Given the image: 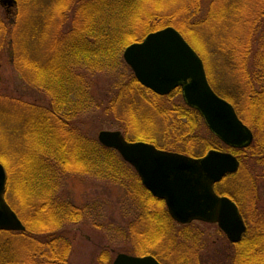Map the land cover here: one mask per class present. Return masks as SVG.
Wrapping results in <instances>:
<instances>
[{"label":"trees","instance_id":"16d2710c","mask_svg":"<svg viewBox=\"0 0 264 264\" xmlns=\"http://www.w3.org/2000/svg\"><path fill=\"white\" fill-rule=\"evenodd\" d=\"M28 1L26 8L32 4L35 6V3L39 6L40 3V0ZM87 1V4H99V7L104 8L96 16L92 13L94 8L91 5V9L85 11L87 17L84 25L80 27L75 22L67 24V10L53 14L52 10L45 12L40 9V16L30 13L26 18L30 10L24 14L23 22L28 23L25 27L8 29V35L14 38L17 53L25 50L32 52L33 48L28 45L32 41H45L48 44L55 42L58 48L55 53L58 55H51L53 51L49 54L46 50L45 58L49 55L52 59L56 58L59 64H50L49 57L46 59L50 65L46 74L34 75L31 79L49 99L46 104L34 108V104L30 105L36 109L34 119L31 118L24 130L32 134L34 142L27 144L25 141V157L21 156L16 172L24 179L21 180V187L27 191L25 195L28 197L30 214L33 216L42 209L40 214L43 213L41 216L44 224L34 227L32 220H27L17 205L11 203L26 224V230H0V235L5 236H0V264L18 261L14 257V247L8 244L11 237L16 240L26 239L31 243L36 264H67V225L84 222L89 216L87 206H78L62 191L63 185L73 174L94 178L99 183L120 186L126 199L132 200L130 212L135 217L130 227L144 223V227L137 231L138 234L143 231L148 234L159 233L165 231L163 225L169 224L173 228L170 234L173 235L174 231L189 229L195 222L177 223L171 217L165 201L153 196L134 166L124 160L116 149L103 145L98 137L85 134L78 125L79 121L76 120L81 113L97 105L103 111L114 108V101L120 107V111L116 108L113 110L117 118L127 119L134 111L138 122H143V116L152 112V115L163 118L168 122L167 126H171L169 129H157L155 133L140 128L130 132L126 123L123 133L127 138L131 133V140H145L160 148L193 156L203 155L209 149L216 148L231 150L240 157L239 171L226 175L216 188L236 200L247 222V231L240 242L231 243L227 239L223 251L225 253H221L228 254V264H264V209L252 207L251 204L252 208L247 210L243 202L247 201L248 196L245 190H240L244 181H248L252 190H255L258 179L264 176V141L260 142L256 134L259 125L250 122L243 113L245 97L257 108L256 111L262 106L264 108V0H180L178 7L183 9L182 15L175 17L170 11L162 12L163 9L158 5L152 4L149 10L151 23H144L141 29H138L137 19L130 17L137 15L130 5L133 0ZM109 14L115 19L108 20ZM127 17L130 19L127 20ZM138 17L145 19L142 15ZM95 19L97 23H94ZM169 24L177 26L198 52L204 51V57L201 51L199 53L204 59L211 85L233 103L239 116L255 133L249 147L236 149L223 143L209 130L201 114L185 103L180 88L168 95L156 94L144 87L131 69H127L122 58L125 47ZM188 28L195 31L196 36L187 34ZM195 42L203 48L200 49ZM67 57L72 59L69 61ZM45 58L39 63L43 64ZM101 76L110 77L103 83ZM226 76L230 79L227 80ZM98 78L101 96L99 104L92 91L94 81ZM111 79L113 83H110ZM219 88L232 89L222 92ZM163 100L164 104L161 105ZM262 127L264 129V123ZM240 153H247L251 157L246 170V162ZM7 171L8 194L11 183L10 171ZM52 215L55 220H52ZM187 232L182 249H174L171 245L168 252H161L154 246L147 253L154 254L165 264H227L222 260H200L197 255L201 248L198 240L193 243L189 241L197 234ZM173 238L176 241L175 235ZM171 259L178 262L170 263Z\"/></svg>","mask_w":264,"mask_h":264},{"label":"rangeland","instance_id":"374dc122","mask_svg":"<svg viewBox=\"0 0 264 264\" xmlns=\"http://www.w3.org/2000/svg\"><path fill=\"white\" fill-rule=\"evenodd\" d=\"M28 2V0L26 2L24 0H16L12 6H8L9 11L6 12L5 9L7 4H2L0 0V162H2L6 169L10 171L9 175L11 184L7 199L10 203L15 206L17 205L26 219L32 220V225L37 227V224L39 226L44 224L43 216H41L43 213L40 214L42 209L41 211L39 209L37 211L38 213H34L33 216L30 214L29 208L27 207L28 197L25 195L27 191L23 190L21 187L24 179H22L19 174H16V172L18 171L17 165L21 156L25 157L23 154L25 141H27V144H32L34 142L32 134L28 130H24L26 124H29L31 118L34 119L33 114H35L36 109L33 108L39 104H46L49 99L33 84L31 79L34 78V75H40L41 73L45 75V72L49 69V63H58L56 58L52 59L49 55L45 58L47 55L46 50L49 54L53 51L51 53L52 55L58 48H56L55 42L54 44H48L45 41L43 43H39L38 41H32L29 43L28 41V45L33 48V51L29 52L28 50H25L23 53H17L15 51L14 38L12 35H8V33H10L8 32V29L9 27L13 29L17 27H25L28 23L23 22L24 14L30 10L27 13L26 18L30 13L35 14L34 16H40V9H43L45 12L52 10L53 14H60L62 11L64 12L67 10V24L70 25L71 22H75L77 26L80 27L85 23L87 17L85 14L86 9L90 10L91 8L89 7L92 5V8H94L92 13L98 16L97 13L101 11L103 6L99 7V4H87V0H40L39 6H36L35 3V6L32 4L34 8H32V6L26 8V3ZM152 4L158 5L163 9L162 12L167 13L170 11L174 17L182 15L181 13L183 9L178 7V5H180V0H133L130 2V5L133 10L137 12V15L135 14L130 17L137 19L138 29H141L144 23L145 25L151 23L149 22V10L150 7H153ZM138 15L144 16L145 19H140ZM127 18V20L130 19L129 17ZM114 19V16H111L110 14L108 15V20ZM4 22L6 24H3ZM94 23H97V20ZM167 26H174L179 30V28L173 24ZM132 27L135 26L133 25ZM18 31L20 30L18 29ZM194 32L189 28L186 31L187 34L196 36ZM196 44L200 49L203 48L198 43ZM47 45H49L48 48L44 49L43 46L45 47ZM200 51L199 52L203 56L204 51ZM55 54L58 55V53ZM49 57L50 59H48ZM44 58L45 62H43V64L39 63L42 62ZM46 59H48V64ZM70 59L72 58L67 57V60L70 61ZM126 66L127 69H131L127 63ZM105 77L106 78L101 76V78H103V83H106L110 76ZM226 79L229 80L230 78L226 76ZM111 82L113 83L112 79L110 80V83ZM94 83L92 91L99 104V102H101V96L99 95V78L97 81L95 80ZM219 89L222 92H227L232 88ZM239 89L242 91L245 90V88ZM162 102L163 103L160 102L161 105L164 104V100ZM243 103V108L245 107L243 109L244 115L247 116V119L250 122H254L256 126L257 124L259 125V127H256L258 130L256 134L260 142L264 141V129L262 127L264 123L263 106L259 108L260 110L256 111L257 108L255 109L253 103L246 97L243 98ZM31 104H34L33 108H31ZM112 104L117 111H120V107L116 101L112 102ZM112 108L103 111L99 108V105H97L96 108L81 113L76 121H79L78 125L82 127L85 134L93 137H97L101 130H121L123 132L126 123L130 132H134L133 130L140 128L155 133L157 129H169L171 127L170 125L167 126L168 122L163 118L152 115V112H148L146 113L147 115L145 114L146 116H143V122H138L136 112L132 111L133 113H131L130 117L127 119L124 117L117 118L118 115L113 111L114 108ZM131 108H133V104ZM114 112L116 116L114 115ZM132 118H135V120ZM141 123L143 124L141 125ZM128 138L133 139L131 133ZM223 151L234 153L231 150ZM240 156L244 159V162H246V165H244V169L246 170V166L248 168L249 165V158L251 157L247 153H240ZM238 158L240 159L239 156ZM244 180H246L245 177ZM241 186L242 189L240 190L242 192L245 190L246 196H248L247 198L249 199H247L246 202H243L247 210L248 208L256 206L264 209V176H261L258 179L255 190H252L248 181H244V185L241 184ZM62 191L64 195L75 202L78 206H87L89 215L84 222L67 225L68 228L65 230L66 235L69 238V246L66 251L67 264H112L119 252L148 255L151 253L147 252H149L154 246H156L161 252H168L169 246L171 245L174 249H182V247H184L183 244H185L186 241V234H188L187 231H193L197 234L194 236L195 238L193 237L189 241L193 243L195 240H198V244H200L202 248H200L197 254L200 256V260H222L221 262L225 261L228 264V261H226L229 257L228 254H222L225 253L223 251L227 243V237L225 233L223 234V231L216 223L195 221L189 229L182 228L180 229L181 231L177 230L179 233L174 231L173 235L170 234L173 228L169 224L163 225V230L165 231H160L159 233L155 232L148 234L149 232L146 233V231H143L142 234H138L137 231L144 227V223L142 225L140 224V226L137 223V226L134 228L130 227L129 224L135 217V214L130 212L132 200L128 201V199H126L124 191L120 186L99 183V180L94 178L73 174L66 184L63 185ZM251 197L252 201L255 199V202H250ZM251 204L252 207H250ZM86 215L87 214L85 213V216ZM52 220H55L54 215H52ZM65 231L62 233L64 234ZM174 235L176 241H173ZM0 236L5 237L3 234ZM8 240V244H12L14 247V257L18 260L12 264H36L37 260L33 254L30 242L26 239L16 240L14 237L9 238ZM146 248L148 251H145ZM173 256L174 253L171 258H173ZM169 262H178V260L175 261L171 259Z\"/></svg>","mask_w":264,"mask_h":264},{"label":"water","instance_id":"95a60500","mask_svg":"<svg viewBox=\"0 0 264 264\" xmlns=\"http://www.w3.org/2000/svg\"><path fill=\"white\" fill-rule=\"evenodd\" d=\"M16 0H1L11 6ZM123 56L138 81L159 95L181 88L185 102L196 108L208 128L225 144L248 147L253 130L239 117L234 105L209 82L202 57L174 26L149 32L126 46ZM99 141L116 149L132 164L153 196L166 202L172 218L181 224L195 220L217 223L231 243L247 230L235 200L215 186L236 173L239 158L232 152L210 149L203 156L158 148L146 141H129L120 130H101ZM7 171L0 162V229L21 231L26 225L6 198ZM112 264H163L153 254L119 252Z\"/></svg>","mask_w":264,"mask_h":264},{"label":"flooded vegetation","instance_id":"af4514ba","mask_svg":"<svg viewBox=\"0 0 264 264\" xmlns=\"http://www.w3.org/2000/svg\"><path fill=\"white\" fill-rule=\"evenodd\" d=\"M12 6V5H11ZM6 12H8L9 11V8H8V6L6 7ZM3 24H6L5 22L3 23Z\"/></svg>","mask_w":264,"mask_h":264}]
</instances>
